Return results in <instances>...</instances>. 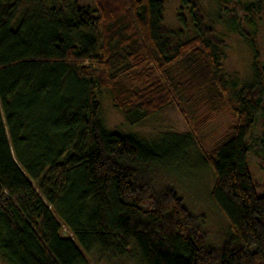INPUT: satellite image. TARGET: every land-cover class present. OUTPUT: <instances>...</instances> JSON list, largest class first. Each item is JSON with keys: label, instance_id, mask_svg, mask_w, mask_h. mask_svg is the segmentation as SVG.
<instances>
[{"label": "trees", "instance_id": "16d2710c", "mask_svg": "<svg viewBox=\"0 0 264 264\" xmlns=\"http://www.w3.org/2000/svg\"><path fill=\"white\" fill-rule=\"evenodd\" d=\"M94 1L0 0L4 260L92 264L98 253L123 264L136 253L140 264H264V194L249 167L252 152L264 161V0L225 4L227 25L255 53L247 82L225 73L228 43L199 0H181L186 40L166 27L163 0ZM101 89L132 126L177 106L183 137L199 140L215 175L227 241L213 244L179 192L157 187L155 144L105 128ZM225 109L236 122L208 152L200 123Z\"/></svg>", "mask_w": 264, "mask_h": 264}, {"label": "rangeland", "instance_id": "374dc122", "mask_svg": "<svg viewBox=\"0 0 264 264\" xmlns=\"http://www.w3.org/2000/svg\"><path fill=\"white\" fill-rule=\"evenodd\" d=\"M165 3V25L175 32H184L180 39L192 38L194 33L185 29L180 22L181 0H163ZM208 23L215 27L218 36L228 43L225 73L230 78H241L243 82L251 80L253 75L254 50L244 37L233 32L228 23L229 11L225 8L230 0H199ZM82 6H95L94 0H80ZM240 17H244L241 6L231 3ZM228 12V13H227ZM188 14V13H187ZM193 29V28H191ZM263 46L259 48L264 52ZM262 59L264 60V53ZM102 107V123L112 132L133 136L144 144H155L164 159L158 163V173L154 180L159 189H174L184 198L186 204L197 215H201L204 228L210 241L222 245L230 236V225L224 215L211 200L215 184L212 169L203 162V148L199 140L191 143L184 135L190 129L176 105H171L138 125L128 124L125 115L116 109L112 94L107 89L98 92ZM232 113L225 109L214 118L200 123L201 141L206 151H213L226 136L228 129L235 124ZM260 129V126L257 130ZM178 135V137H176ZM180 136V137H179ZM249 167L259 194H264V161L254 152L251 153ZM65 234L70 232L65 228ZM92 264H108L98 253L91 256ZM138 254L132 253L123 264H140ZM0 264L6 262L0 252Z\"/></svg>", "mask_w": 264, "mask_h": 264}]
</instances>
